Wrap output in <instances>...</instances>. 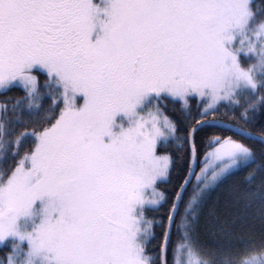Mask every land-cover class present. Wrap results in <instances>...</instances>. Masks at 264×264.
<instances>
[{"label": "snow or ice", "instance_id": "1", "mask_svg": "<svg viewBox=\"0 0 264 264\" xmlns=\"http://www.w3.org/2000/svg\"><path fill=\"white\" fill-rule=\"evenodd\" d=\"M13 90L0 264H264V0H0Z\"/></svg>", "mask_w": 264, "mask_h": 264}, {"label": "trees", "instance_id": "2", "mask_svg": "<svg viewBox=\"0 0 264 264\" xmlns=\"http://www.w3.org/2000/svg\"><path fill=\"white\" fill-rule=\"evenodd\" d=\"M21 92H18L16 90H13L11 92L8 93H4V92H0V102H3L5 99V96H17V95H21ZM167 114L169 116H175V114L170 111V110H166ZM257 126H256V130L259 131L260 130V126L262 124H264V114H258L257 115ZM217 134V132L215 130L209 129L206 132H203L200 134L199 136V140H198V149H199V156L202 158L204 151L206 149V146L208 144V141L210 139V137H212L213 135ZM171 151H173L174 154L179 156V149L176 147H173L171 149ZM185 156H187V153L185 152L184 154ZM4 253L3 250L0 249V257H3Z\"/></svg>", "mask_w": 264, "mask_h": 264}]
</instances>
